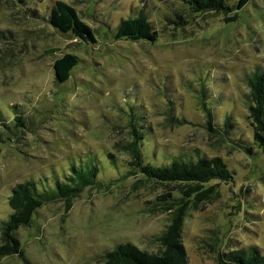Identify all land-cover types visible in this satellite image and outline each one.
I'll list each match as a JSON object with an SVG mask.
<instances>
[{
    "label": "rangeland",
    "instance_id": "1",
    "mask_svg": "<svg viewBox=\"0 0 264 264\" xmlns=\"http://www.w3.org/2000/svg\"><path fill=\"white\" fill-rule=\"evenodd\" d=\"M54 1L0 0V226L18 182L52 188L72 164L96 163L102 184L38 208L17 230L24 258L8 255L0 264H104V251L125 242L158 251L154 237L170 221L174 209L166 206H175L161 196L180 193L176 183L142 180L127 165L118 149L130 139L131 116L151 128L141 147L146 162L198 151L222 157L234 172L232 182L212 180L211 197L187 208L186 264H217L221 249H264V150L254 143L242 97L247 75L264 69V0H251L228 25L214 12L195 16L181 0H62L92 28L94 43L47 24ZM140 11L160 39H117L121 20ZM65 53L79 61L59 83L53 64ZM222 78L231 98L213 90L208 106L216 122L231 115V136L252 154L205 127L199 94ZM15 113L23 116L18 128Z\"/></svg>",
    "mask_w": 264,
    "mask_h": 264
},
{
    "label": "trees",
    "instance_id": "2",
    "mask_svg": "<svg viewBox=\"0 0 264 264\" xmlns=\"http://www.w3.org/2000/svg\"><path fill=\"white\" fill-rule=\"evenodd\" d=\"M17 1L25 2V0ZM250 1L235 0L231 3L230 0H181V3L195 16L207 12L222 15L223 22L228 25L240 17L241 10ZM139 13L137 16H128L121 20L115 37L125 40L157 42L160 39V34L153 28L150 16L142 14V11ZM177 16L184 19L181 14ZM46 22L55 30L71 33L85 43L96 41L92 28L80 18L75 7L65 1H54L49 9ZM78 61L79 57L73 53H65L57 58L53 64L56 81L62 83L68 80ZM223 80L225 82L224 78L218 81L219 86L215 84L212 87H207L205 84L199 94L198 105L203 112L202 118L205 127L208 132H219L223 139L236 140L235 144L238 147L240 146L246 153L252 154L254 150L250 144H246L243 138L237 140L231 136H237L236 126L231 115L226 114L221 122H216L211 108L208 106V101H211L212 98L215 99L211 97L213 90L218 92L220 100L225 101L231 98L230 94L225 95L224 90H228L226 85L220 86ZM246 84L248 91L242 97L248 109L247 118L253 127L254 143L263 147L264 150V69H256L248 74ZM170 108L172 109V107ZM13 119L16 122L15 127L18 128L23 124V116L20 113H15ZM139 119L141 121L138 127L136 118L131 116L127 125L130 139L128 142L122 143L118 150L124 151L129 156L126 163L133 168L134 174H138L142 180L154 183H176L180 197L173 198L169 192L161 196L165 203L170 199L175 201L174 204L170 203L175 206H166V209H174L170 221L165 229L154 237L158 244V251L150 252L140 249L130 242H125L105 250L100 258L104 264H186L187 254L182 242V225L187 208L189 206L197 207L198 204L211 197L215 186L210 184L212 180L232 182L234 172L229 169L222 157H209L198 151L193 154L173 155L170 162L166 164L146 162L141 147L147 138V129L151 130V128L146 126L143 118L139 117ZM1 121L3 120L1 119ZM108 157L114 158L111 153H108ZM98 175L99 166L96 163L85 166L72 164L68 172L64 173L63 179L55 180L52 188H39L32 179L16 183L8 196L10 213L0 226V257L18 255L24 258L17 230L28 225L36 210L42 205L57 200L69 202L72 198L80 195L86 187L101 185L102 182L98 180ZM216 261L217 264H264V249L255 245L232 248L230 251L221 249L218 250Z\"/></svg>",
    "mask_w": 264,
    "mask_h": 264
}]
</instances>
